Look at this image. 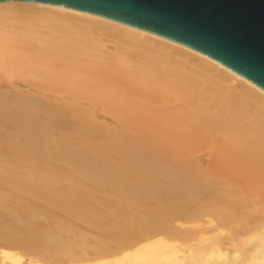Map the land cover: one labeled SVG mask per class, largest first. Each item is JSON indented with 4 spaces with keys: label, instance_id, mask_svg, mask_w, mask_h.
Wrapping results in <instances>:
<instances>
[{
    "label": "bare ground",
    "instance_id": "6f19581e",
    "mask_svg": "<svg viewBox=\"0 0 264 264\" xmlns=\"http://www.w3.org/2000/svg\"><path fill=\"white\" fill-rule=\"evenodd\" d=\"M207 218L235 238L197 264H264V91L148 32L0 3V264H141Z\"/></svg>",
    "mask_w": 264,
    "mask_h": 264
},
{
    "label": "water",
    "instance_id": "95a60500",
    "mask_svg": "<svg viewBox=\"0 0 264 264\" xmlns=\"http://www.w3.org/2000/svg\"><path fill=\"white\" fill-rule=\"evenodd\" d=\"M50 5L189 48L264 91V0H0Z\"/></svg>",
    "mask_w": 264,
    "mask_h": 264
},
{
    "label": "rangeland",
    "instance_id": "374dc122",
    "mask_svg": "<svg viewBox=\"0 0 264 264\" xmlns=\"http://www.w3.org/2000/svg\"><path fill=\"white\" fill-rule=\"evenodd\" d=\"M107 45V47H108V49H112V47H113V44H111V43H108V44H106ZM100 121V123H102L103 122V120L102 119H100L99 120ZM207 219H212V218H207ZM213 220V219H212ZM182 223H183V226H182ZM197 224V223H196ZM198 224H201L200 225V227H199V229H195L194 227H192V226H194L195 225V223H187V222H185V221H182L181 220V223H177V222H175V226H177L179 229H182V230H202L203 231V233H202V236L200 237V238H202V239H205V240H202V239H198V240H194V241H192V242H184L183 240H180V239H175V240H173V238H168L167 237V239L166 240H164V241H162V243L161 242H157V241H154V243H158L157 245H155L154 243H149V245H151L152 246V248H147V249H145V252L144 253H142L141 252V256H139L140 257V259H138L137 257L135 258L136 260H138V261H142L143 259V263H141V264H145V262H146V264H156V263H158V264H162V263H164L165 262V260H167V259H165L164 257H166V255H167V253H168V256L169 257H172L173 256V258L174 257H177V258H179L178 257V255L179 256H181V258L184 260L185 258H187V257H192V264H197V263H199V261L201 260V258L199 259V257L201 256V255H203V254H205L204 252H206V251H208V252H206V253H208V254H210V253H212L211 251L212 250H210L211 249V246L214 248L215 246L216 247H222L224 244V241H226L227 240V238H229V237H234V232L232 231V230H230L229 228H226V227H222V226H220V224L216 221V220H213L212 221V223H205V221L204 222H199ZM204 234V235H203ZM209 238V239H208ZM235 238V237H234ZM170 239H172V240H170ZM197 239V238H196ZM201 240H202V242H201ZM167 241V242H166ZM168 241H169V243H168ZM198 241V242H197ZM171 242V243H170ZM176 242H178V243H176ZM209 242V243H208ZM223 242V243H222ZM161 243V244H160ZM166 243V244H165ZM173 243H175L176 245H174ZM185 243V244H184ZM211 243V244H210ZM154 244V245H153ZM163 244V245H162ZM171 244V245H170ZM179 244V245H178ZM192 244V245H191ZM221 244V245H220ZM158 245H160V246H158ZM165 245V246H164ZM178 245V246H177ZM180 245H182V246H180ZM190 245V246H189ZM220 245V246H219ZM163 246V247H162ZM167 246V247H166ZM172 246V247H171ZM168 247H170V248H168ZM175 247V248H174ZM192 247V248H191ZM215 247V248H216ZM224 247V246H223ZM222 247V248H223ZM162 248H164V251H166V252H164L163 250H162ZM191 248V249H190ZM195 248H197V249H195ZM225 248V247H224ZM236 248V249H235ZM153 251H152V250ZM157 249H160V250H157ZM194 251H193V250ZM199 249V250H198ZM202 251H201V250ZM205 249H207L206 251H204ZM232 251H237V247H234V249L233 248H230ZM161 250H162V252H161ZM168 250H172V251H174V253L172 252V251H168ZM177 250V251H176ZM193 252H192V251ZM196 250H197V253H199L198 255H197V253H196ZM14 251H17V252H20V253H22L21 251H18V249L17 250H14ZM144 251V250H143ZM168 251V252H167ZM182 251H184V252H182ZM188 251V252H187ZM204 251V252H203ZM152 252H154L153 254H152ZM161 254V260H160V258H158V256H160L159 255V253ZM170 252V253H169ZM179 252V253H178ZM186 252V253H185ZM192 253H195V254H192ZM176 254V255H175ZM60 255H62V254H60ZM144 255L146 256L145 258H144ZM153 255V256H152ZM162 255L164 256V257H162ZM171 255V256H170ZM184 255H186V256H184ZM157 256V257H156ZM199 256V257H198ZM133 257V256H132ZM129 258L130 260L132 259L133 261H130V260H128L127 258H124V259H119L120 261H122V262H119V260L118 261H112L111 260V262H113L114 264H131V263H133L135 260H134V258ZM135 257V256H134ZM142 257V258H141ZM153 257H156L157 259H156V261H155V258H153ZM25 258V257H24ZM181 258H179V259H181ZM25 259H27V256H26V258ZM148 259V260H147ZM151 259V260H150ZM164 261H163V260ZM129 261V262H126V261ZM153 261V262H152ZM159 261V262H158ZM160 261H162V263L160 262ZM195 261V262H194ZM198 261V262H197ZM118 262V263H117ZM156 262V263H155ZM251 264H262L261 262H259V261H257V259H255V260H253L252 262H251Z\"/></svg>",
    "mask_w": 264,
    "mask_h": 264
}]
</instances>
